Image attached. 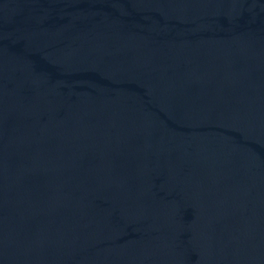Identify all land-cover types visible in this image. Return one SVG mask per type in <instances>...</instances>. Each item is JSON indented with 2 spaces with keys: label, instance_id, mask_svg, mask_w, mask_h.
<instances>
[{
  "label": "water",
  "instance_id": "1",
  "mask_svg": "<svg viewBox=\"0 0 264 264\" xmlns=\"http://www.w3.org/2000/svg\"><path fill=\"white\" fill-rule=\"evenodd\" d=\"M0 264H264V0H0Z\"/></svg>",
  "mask_w": 264,
  "mask_h": 264
}]
</instances>
